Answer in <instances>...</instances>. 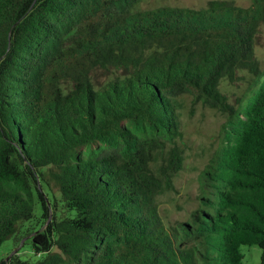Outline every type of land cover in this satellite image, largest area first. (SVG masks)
Listing matches in <instances>:
<instances>
[{"label": "trees", "instance_id": "trees-1", "mask_svg": "<svg viewBox=\"0 0 264 264\" xmlns=\"http://www.w3.org/2000/svg\"><path fill=\"white\" fill-rule=\"evenodd\" d=\"M142 2L0 0V245L41 228L39 259L0 264H241L242 245L264 264V0ZM184 94L225 120L196 207L166 221Z\"/></svg>", "mask_w": 264, "mask_h": 264}, {"label": "rangeland", "instance_id": "rangeland-1", "mask_svg": "<svg viewBox=\"0 0 264 264\" xmlns=\"http://www.w3.org/2000/svg\"><path fill=\"white\" fill-rule=\"evenodd\" d=\"M208 0H143L144 7H156L160 5H175L201 7ZM236 4L248 6L251 0H234ZM256 53L264 59V25L260 28L256 40ZM108 77V72L96 69L93 72V81L101 83ZM223 89L239 93L238 87H232L223 83ZM180 117L182 126V140L184 147L183 168L174 179L175 189L167 192L159 198L160 212L166 221L184 219L187 213L196 207V195L198 193V177L205 164L212 156L218 144V135L224 116L217 110L212 109L184 94L180 97ZM38 214V211H36ZM31 227L40 228L39 221H23L20 224L16 236L6 239L0 245V262L8 259L13 253H18L22 259L37 260L31 246L33 234H26V229ZM41 229V228H40ZM243 259L241 264H260L261 250L257 245H242Z\"/></svg>", "mask_w": 264, "mask_h": 264}]
</instances>
